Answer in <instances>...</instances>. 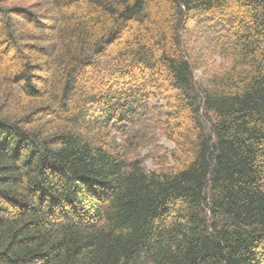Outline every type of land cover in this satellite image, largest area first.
Here are the masks:
<instances>
[{
  "label": "trees",
  "instance_id": "16d2710c",
  "mask_svg": "<svg viewBox=\"0 0 264 264\" xmlns=\"http://www.w3.org/2000/svg\"><path fill=\"white\" fill-rule=\"evenodd\" d=\"M0 264H264V0H0Z\"/></svg>",
  "mask_w": 264,
  "mask_h": 264
},
{
  "label": "rangeland",
  "instance_id": "374dc122",
  "mask_svg": "<svg viewBox=\"0 0 264 264\" xmlns=\"http://www.w3.org/2000/svg\"><path fill=\"white\" fill-rule=\"evenodd\" d=\"M207 34V32L204 33V35ZM198 41V40H197ZM195 43L194 39L191 38V44L193 45ZM156 144H145L138 148L134 154H136L138 157H141L143 160V164L147 170H154L158 166L155 164V155L157 153L163 152V147L165 148H171L172 144L170 141H168L165 137H158Z\"/></svg>",
  "mask_w": 264,
  "mask_h": 264
}]
</instances>
